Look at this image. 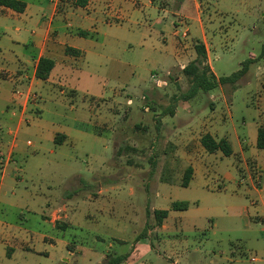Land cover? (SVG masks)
Masks as SVG:
<instances>
[{"label":"rangeland","instance_id":"rangeland-1","mask_svg":"<svg viewBox=\"0 0 264 264\" xmlns=\"http://www.w3.org/2000/svg\"><path fill=\"white\" fill-rule=\"evenodd\" d=\"M176 1L166 11L138 5L125 19L102 27L98 43L85 46L87 53L78 63L83 71L76 85L78 90L87 88L98 95L96 103L77 99L70 108V97L60 93L56 84L39 81L34 88L39 100L26 116L25 111L23 124L18 125L6 108L11 84L0 81V137L22 147L16 155L18 176L13 175L12 165L6 168V197L0 202L3 221L20 223L32 232L52 233L40 211L46 210L47 202L53 204L70 195L68 202L81 206L75 219L84 233L81 228L72 229L67 237L79 239L92 230L104 238L95 242L99 247H105L111 237H121L128 243L117 248L127 252L132 232L115 226L116 222L131 227L136 218L140 228L144 219L147 224L155 223L153 207L168 209L171 201L185 200L189 202L186 210L169 211L167 231L157 233V238L150 232L155 250L150 248L144 255L148 264H171V260L175 264H264V169H258L253 159L256 155L264 159V151L255 146L257 124L264 126V99L254 98L264 97V54L260 55L264 0H195L203 33L212 44L209 61L215 73L221 76L237 70L249 52L260 56L237 81L236 89L220 85L200 90L186 101L180 96L189 81L180 64H186L191 54L177 42L188 44L202 39L203 33L193 18L188 20L196 16L191 3L187 1L181 9ZM179 19L187 21L189 34L175 38L172 22ZM93 80L96 84L92 86ZM211 95L217 99L213 116L220 128L218 135L231 140L229 133L236 132L245 139L244 158L240 152L210 153L202 146L201 134L212 131L201 123L212 113ZM173 104L177 117L164 112ZM158 115L165 123L161 129ZM75 120L90 132L74 136L72 144H57L51 138L53 130L61 126L72 131ZM176 126L183 133L179 138L192 134L197 146L170 143L177 140ZM0 156L3 165L5 156ZM190 165L193 177L182 186L183 173ZM109 177L118 179L112 184L117 188L92 199L89 194L96 191L98 182ZM162 177L174 183L160 182ZM84 214H93V222ZM56 264L67 263L59 260ZM127 264L136 263L130 260Z\"/></svg>","mask_w":264,"mask_h":264},{"label":"crops","instance_id":"crops-1","mask_svg":"<svg viewBox=\"0 0 264 264\" xmlns=\"http://www.w3.org/2000/svg\"><path fill=\"white\" fill-rule=\"evenodd\" d=\"M24 1L26 2V7L21 12L0 5V81H9L11 84V94L9 100L7 103L5 100V103L6 108L10 110V114L14 117L11 121L13 122L16 119L18 125L23 124L21 118L25 111L26 116L32 108L36 106L39 99L36 102L29 101L25 96H17L14 93V90L20 88L25 90V92H36L34 88L39 81L52 85L56 84L60 88V93L67 94L70 97L68 99L70 108L75 106L74 101L77 99H80L83 103L89 101L88 103L90 105L96 103L100 99L98 95L94 94L92 90L87 88L78 90V85H76V82L79 80L83 71L78 63L82 60L84 54L87 53L85 46H87L88 43H98L102 35V27H110L114 21L125 19L126 16L136 11V6L138 5H143L149 10L158 8L166 11V9L171 7V3L174 2V0H87V3L84 6H79L75 4V0ZM187 1L191 3L193 11L196 14L195 17H188V20L193 18L199 26L200 32L203 33V26L200 21L201 17L195 8V0H177L175 2L176 7L182 9V5ZM174 15L176 16L175 13ZM262 17H264V14ZM179 20L180 21L174 20L172 22L173 30L171 33L175 38H178L179 35L186 37L189 34L187 21L183 19ZM195 40L192 39L188 44H184L181 40H178L177 42L185 52L191 54V59L188 62L196 58V52L193 48V41ZM197 40L202 41L205 45L207 51L206 64L209 65L216 76H219L213 71L209 61L212 44H208L209 42L205 38L204 33L202 39ZM66 47H71L77 50V52H67L65 50ZM98 54L101 55L100 53ZM42 56L50 57L55 61L54 67L48 78L45 80L38 79L35 76V69L38 60ZM258 56V52H249L247 58H251L254 60V63H258ZM241 62L239 63V67ZM186 64L181 63L180 67L185 66ZM256 66V68H260L259 65L256 64ZM89 76L96 79V75L94 74H89ZM71 78L73 80H71ZM91 84L92 86L95 85V80H93ZM66 87H68V91L66 90ZM209 98V106L212 113L205 117L201 123L205 126L209 125L212 131H206L204 133L211 134L215 139L226 138L232 147V153L230 155L240 152V156L244 158L245 148L247 149L248 147H246L248 144L245 139L240 137L236 132L229 133V136L232 138L231 140L227 137H220L218 135L220 133V128L216 125L213 116L217 108V99L216 96L212 95ZM254 98L256 99L255 101L258 99L263 101L264 99L263 96H257ZM225 102L226 104L228 102L226 96ZM177 114L178 110L175 108L174 112L172 114L169 113L168 115L177 117ZM160 121L159 125L161 129L162 125L165 123L161 117ZM77 122L78 121L75 120L72 123V131H67V129H63L61 126L57 127V129H55V131L53 130L51 133V138L54 140L56 136H59L61 143L57 144H72L75 139L74 136L87 135L90 131ZM177 126L174 133L177 140H172L170 143H173V145H177L178 147L190 143L197 146V142L194 140L195 136L192 134H187L183 139L179 138L180 134L183 133ZM259 126L263 125L260 123L259 125L257 124V129ZM10 133L11 130H9V134ZM204 133H202L201 136ZM239 137L242 138V142L238 140ZM260 150L264 151V149ZM21 152V146L12 144V141H7L0 137V153L5 156V161L2 165L3 168L0 170V202H5L4 198L6 197V191L4 189V180L7 176L6 168L8 165H12L11 168L13 175L16 173V176H18L17 174L20 171V166L16 159V155ZM258 156L259 155H256L253 159L257 160L256 166L258 169L263 170L264 159H259ZM191 167L193 169V177L194 168L193 166ZM15 169L16 172H14ZM78 179L81 181L82 177H79ZM113 182H118V179L109 177L106 181L102 180L101 182H98L96 191L91 195L89 194V196L92 199H96L98 195L102 196L104 192L116 189L117 185H112ZM160 182L167 184L174 183V181L166 177L160 179ZM79 185L80 187L82 186V188L84 187L81 182ZM79 195L81 194L79 193ZM69 196L61 197L60 199L55 200L53 204L47 202L46 210L41 209L40 211V217L44 222L49 224L53 231L52 233L46 230L32 232L20 223H7L0 218V264H56L59 260H62L67 264H100L106 259V256L109 253L127 254V258L122 264H127L130 260H134L136 264H148L144 255L150 253V248L155 250L150 239L151 237H149L150 232L152 231L157 238V233H163V231L169 229L167 219L171 214L169 212L172 210L171 203L175 201H171L170 207L168 209L166 208L168 214L162 220L161 224H147L144 219L142 226H140L142 229L141 232L146 227L148 228L144 237H139L141 232H137L140 228H137L136 221H140V219L136 220L135 218V220H133L135 225H132L131 227L126 223H121L119 221L116 222L115 226L120 225L121 228H130V232H132V239L130 240L131 247L129 251L120 252L117 246L128 243V240L121 237H111L108 239V244L105 247H99L95 243L96 241H104V238L101 237L99 233L92 230L85 232L86 235L83 234L79 239L71 237H69V239L67 237L66 234H71L69 231L72 229L81 228V232H83V227L80 225L79 219L78 221L75 219V214L77 210L81 209V206L78 202H68L71 198ZM85 197L86 196L81 198ZM154 209L157 208L153 207L151 209L152 214ZM84 217L88 221L93 220V214H84ZM167 259L170 260L169 257ZM171 264H175V261L171 260Z\"/></svg>","mask_w":264,"mask_h":264},{"label":"trees","instance_id":"trees-1","mask_svg":"<svg viewBox=\"0 0 264 264\" xmlns=\"http://www.w3.org/2000/svg\"><path fill=\"white\" fill-rule=\"evenodd\" d=\"M87 0H75V4L79 6H84ZM0 5L11 8L15 11L21 12L26 7V2L24 0H0ZM194 50L196 52V58L188 62L183 68L182 72L187 77L189 81V88L185 93H183L180 98L182 100H189L193 98L200 90L209 91L220 85L229 84L233 89L237 87V81L248 71L249 65L254 62L253 59L247 58L241 62L240 67L231 72L228 75L216 76L208 64H206L207 51L205 45L200 40H195L193 43ZM67 52H77V50L66 47ZM264 54V43L262 45L260 55ZM259 55V56H260ZM258 56V57H259ZM55 61L46 56L39 58L36 69L35 76L38 79L45 80L48 78L52 68L54 67ZM175 100L178 97L174 98ZM175 105L169 106L166 113H173ZM157 121L160 122L159 115ZM63 137V136H62ZM56 143H61L59 136L54 138ZM200 142L207 152L222 151L224 155H230L232 153V147L226 138L215 139L211 134L204 133L200 137ZM256 147L259 149H264V126H259L257 129L256 136ZM154 164V163H153ZM2 164H0V170ZM193 169L191 166H187L180 184L182 186H187L191 180ZM164 179V177H162ZM189 207V202L185 200H175L171 203V209L173 210H186ZM167 209H154L153 216L156 219V224H161L162 220L167 216ZM147 227L140 233L139 237H144L147 233ZM127 258V254H107L106 259L100 264H122Z\"/></svg>","mask_w":264,"mask_h":264},{"label":"built area","instance_id":"built-area-1","mask_svg":"<svg viewBox=\"0 0 264 264\" xmlns=\"http://www.w3.org/2000/svg\"><path fill=\"white\" fill-rule=\"evenodd\" d=\"M51 1H54V0H51ZM181 67L183 68L184 66H181ZM14 93L17 96H25L27 100H31V101H36V99L38 98V95L35 92H33V91H26L25 92V90H22L20 88H16L14 90ZM27 143H30V141H27ZM0 161H2V156H0ZM258 182L260 183L261 180ZM250 261H255V258L251 257Z\"/></svg>","mask_w":264,"mask_h":264}]
</instances>
